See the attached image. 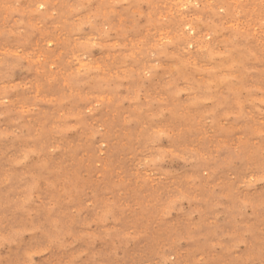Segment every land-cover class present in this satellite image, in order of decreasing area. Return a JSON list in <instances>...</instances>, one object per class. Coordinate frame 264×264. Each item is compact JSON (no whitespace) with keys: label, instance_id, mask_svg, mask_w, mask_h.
<instances>
[{"label":"rangeland","instance_id":"1","mask_svg":"<svg viewBox=\"0 0 264 264\" xmlns=\"http://www.w3.org/2000/svg\"><path fill=\"white\" fill-rule=\"evenodd\" d=\"M0 264H264V0H0Z\"/></svg>","mask_w":264,"mask_h":264},{"label":"bare ground","instance_id":"2","mask_svg":"<svg viewBox=\"0 0 264 264\" xmlns=\"http://www.w3.org/2000/svg\"><path fill=\"white\" fill-rule=\"evenodd\" d=\"M190 3V2H189ZM160 4V3H159ZM38 6V5H37ZM234 11V10H233ZM237 13V12H236ZM209 15V14H208ZM165 16H167V15H165ZM209 17V16H208ZM15 19V18H14ZM231 24V23H230ZM233 24V23H232ZM160 34V33H159ZM96 41V40H95ZM15 52V51H14ZM133 56H134V54H133ZM38 59V58H37ZM39 60V59H38ZM172 64V63H171ZM109 97V96H108ZM23 110V109H22Z\"/></svg>","mask_w":264,"mask_h":264}]
</instances>
